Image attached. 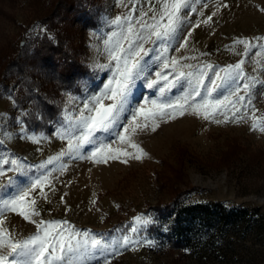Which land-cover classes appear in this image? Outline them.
<instances>
[{
	"label": "rangeland",
	"instance_id": "374dc122",
	"mask_svg": "<svg viewBox=\"0 0 264 264\" xmlns=\"http://www.w3.org/2000/svg\"><path fill=\"white\" fill-rule=\"evenodd\" d=\"M89 5L99 8L98 24L74 35V41L84 48L89 74L80 79L78 90L62 92L61 108L49 131H33L24 125L28 106L14 107L9 94L15 91L13 84L8 93L0 90V140L4 141L0 161L14 156L26 158L27 165H39L66 149L67 141L57 135L65 116L78 115L83 102L99 93L115 66L109 61L105 43L113 31H119L111 21L118 16L131 17L139 27L137 19L152 23L151 17L159 11V0H92ZM46 7L41 6L43 11ZM40 12L30 0H0V48L8 50L13 43L42 33ZM180 16L171 43L153 44L149 40L144 44L146 49H156L145 60L163 52L165 58L191 65L183 69L190 72L206 64L222 68L244 59L245 75L255 82L251 105L240 106L235 116L228 111L227 120L220 111L212 119L191 110L181 115L167 109L174 118L156 116L147 121L141 115L138 121L147 127L132 134L131 141L142 152L121 143L114 134L96 133L110 149L95 158L91 154L98 145L85 144L79 152L61 157L43 170L31 169L30 176L43 171L50 181L43 187L46 199L39 194L40 189L30 197L36 199L40 213L33 219L68 221L106 241L123 234L137 241L120 249L119 254H109V264H264V132L251 127L254 117L264 122V39H255L264 38V0H188ZM239 39L256 46L245 54L243 45L234 44ZM150 65L148 79H155L161 70L164 75L173 73L171 66L163 68V60H152ZM164 83L161 80L149 89L143 79L138 80L131 107L145 105L147 112L152 100L164 102L158 90ZM181 94L179 87H173L164 95L175 99ZM216 98L217 92L209 97ZM125 117L127 124L132 115L126 113ZM10 166L3 165L6 177H15L7 171ZM6 177H0V182ZM174 198L191 205L189 213L195 212L190 222L183 220L188 211L179 216L180 225H187L178 235L180 245L172 242L176 239L171 227L175 213L165 211ZM196 203H207L212 212L200 216ZM136 217L151 222L138 224ZM3 227L18 239L36 232L34 223L11 212L6 214ZM133 227L138 231L132 232ZM103 259L88 264H103Z\"/></svg>",
	"mask_w": 264,
	"mask_h": 264
},
{
	"label": "snow or ice",
	"instance_id": "6c2138e0",
	"mask_svg": "<svg viewBox=\"0 0 264 264\" xmlns=\"http://www.w3.org/2000/svg\"><path fill=\"white\" fill-rule=\"evenodd\" d=\"M187 6L188 0H159V11L151 17L153 22L147 23L137 19L136 25L139 27L131 22V17L114 18L111 23L116 25L119 31H113L105 43L108 45L109 61L110 63L114 61L115 66L110 69L111 76L99 93L83 102L78 115L65 116L57 135L67 141L66 149L39 165H27L24 162L26 158L14 156L4 157L0 161V177H6L3 165L7 164L11 165L7 171L16 174L15 177H6L4 182H0V193L3 194L0 196V264H88L90 260L99 262L102 257L103 264H109L107 259L109 254H119L120 249L137 243L127 234L106 241L102 236L97 238L96 234L88 230L81 231L74 228L68 221L33 219L40 213L36 209V199L30 197L33 192L40 189L39 194L46 199L43 187L50 181L43 171L34 177L30 176L32 168L38 171L43 170L46 165L52 164L61 157L79 152L85 144L98 145L91 154V158H95L106 149H110V145L103 143L96 135L98 132L114 134L121 143L127 142L131 147L139 149L138 145L132 143L131 136L138 129L147 127L146 123L141 124L138 121L141 115L147 121L156 116L174 118L166 111L167 109L179 112L181 115L191 110L196 115L203 114L205 119H212L214 114L220 111L227 120L228 111L235 116L240 111V106L247 108L251 105L255 82L253 78L245 75L244 59L222 68L206 64L190 72H184L183 69L191 68V65H181L174 57L165 58L163 52L159 56L145 60L150 52L156 51V49L144 47L149 40L156 44L157 42L171 43L175 39L177 26L182 19L181 10ZM165 20L166 23H161ZM207 22L204 21V23ZM153 37L155 39H152ZM255 39L260 41L264 38ZM186 43L187 41L180 47H185ZM234 44L243 45L245 54L256 46L245 39L236 40ZM152 60H163L165 69L171 66L175 73L173 79H168V75L173 73L164 75L163 70L155 73V79H148L151 75L150 61ZM209 70L212 75H209ZM205 78L210 84L205 85ZM141 79L145 81L149 89L159 85L161 80L165 82L164 86L158 89L164 102L158 103L157 100H152V108L147 112L144 110L145 105L135 109L131 107L132 90L136 82ZM185 85H187L186 89ZM173 87H179L182 90V94L175 99L164 95L166 90ZM213 92L218 93V98L210 100L209 97ZM241 92L244 94L241 95ZM221 96L222 99L219 98ZM195 97H200V101L196 102ZM245 101L247 104L243 103ZM126 113L132 115L127 124L124 123ZM251 127L264 132V122L255 117ZM120 129L123 130L120 131ZM152 130L155 131V127ZM3 142L0 140V144ZM139 151L143 150L139 149ZM136 158L139 159V156ZM9 212L16 213L24 220L34 223L36 232L24 238H16L14 233H10L3 227L4 219ZM135 220L138 224L145 225L151 222L143 217H136ZM131 231L137 232L138 228L133 227Z\"/></svg>",
	"mask_w": 264,
	"mask_h": 264
},
{
	"label": "trees",
	"instance_id": "16d2710c",
	"mask_svg": "<svg viewBox=\"0 0 264 264\" xmlns=\"http://www.w3.org/2000/svg\"><path fill=\"white\" fill-rule=\"evenodd\" d=\"M30 1L38 11H42L38 22L44 31L13 43L8 50L0 48V90L8 93L13 84L15 91L9 94L14 107L28 106L23 116L24 125L33 131H49L51 122L60 111L62 92L78 90L80 79L89 74L84 48L74 41V35L98 24L99 8L89 5L92 0ZM43 4L47 5L44 11L41 8ZM175 193L181 196L178 191ZM175 198L165 211L175 213L171 227L176 239L172 242L180 245L178 235L187 225H180L179 216L188 211L183 220L190 222L195 212L189 213L191 205ZM195 206L200 216L212 212L213 208L207 203H196Z\"/></svg>",
	"mask_w": 264,
	"mask_h": 264
}]
</instances>
